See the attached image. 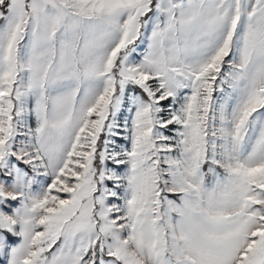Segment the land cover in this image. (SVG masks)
I'll list each match as a JSON object with an SVG mask.
<instances>
[{
  "label": "snow or ice",
  "instance_id": "obj_1",
  "mask_svg": "<svg viewBox=\"0 0 264 264\" xmlns=\"http://www.w3.org/2000/svg\"><path fill=\"white\" fill-rule=\"evenodd\" d=\"M0 264H264V0H0Z\"/></svg>",
  "mask_w": 264,
  "mask_h": 264
}]
</instances>
